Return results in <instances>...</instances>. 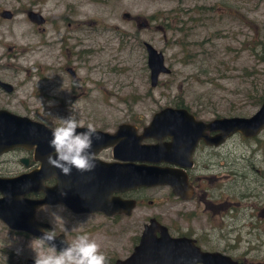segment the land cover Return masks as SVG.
Listing matches in <instances>:
<instances>
[{"label": "rangeland", "instance_id": "1", "mask_svg": "<svg viewBox=\"0 0 264 264\" xmlns=\"http://www.w3.org/2000/svg\"><path fill=\"white\" fill-rule=\"evenodd\" d=\"M66 4L75 8V16L61 22L58 17L69 10ZM27 9L38 10L48 20L44 32L26 20ZM4 11L13 18L0 16V79L14 92L0 90V110L51 127L77 114L59 112L64 105L86 106V118L80 120H126L120 108L124 105L136 106L132 113L138 119L176 104L204 119L248 118L258 110L255 101L264 97V0H0V14ZM58 28L70 38L69 49L61 52L52 44ZM145 42L163 54L171 70L159 77L155 88L150 86ZM82 49L90 53L79 61L75 54ZM65 62L75 68L76 79L61 69ZM258 140H264V133L256 142L236 135L218 146L225 144L215 151V176L224 158L242 166L245 162L237 156L255 149ZM248 172H240L241 181ZM141 230L139 224L138 234ZM136 233H125V251ZM225 239L215 236V249L222 248ZM251 249V261L264 264L260 245ZM35 252L48 253L0 222V264L35 261Z\"/></svg>", "mask_w": 264, "mask_h": 264}, {"label": "flooded vegetation", "instance_id": "2", "mask_svg": "<svg viewBox=\"0 0 264 264\" xmlns=\"http://www.w3.org/2000/svg\"><path fill=\"white\" fill-rule=\"evenodd\" d=\"M65 6L69 10H64V14L58 17L61 22L75 16V8L69 4ZM25 13L26 20L38 32L45 31L48 20L38 10L27 9ZM29 13L37 14L38 19L43 20V23L38 25L35 21H31ZM69 26L70 24L63 26V30H68ZM60 29L56 30L58 37L53 39L52 44L58 46L61 52L69 49L67 41L70 38L60 34ZM146 44L149 43H143L144 50ZM89 53L90 51L86 49L79 50L75 58L81 61ZM61 69L72 79H76V70L69 62L63 63ZM72 96L73 99H77L76 94ZM85 108L86 106L64 105L58 107V111L77 113L78 115L74 114L73 117L85 127L91 123L97 131L111 136L115 135L119 127L124 124L133 127L140 136L151 122L153 115L164 109H185L196 121L205 124L215 120V118L204 119L187 107L177 105L160 106L153 111L154 114L138 116V119L132 113L136 106L124 105L120 107L122 110H119L123 112L126 120L107 121L100 116H90V120H80L79 117L86 118L84 113L88 111ZM46 126L54 129L60 125ZM130 131L127 139L130 138L133 130ZM262 133L264 130L260 134ZM215 134L205 131L209 139H215ZM112 140L114 139L109 141ZM246 140L256 142L257 137ZM258 141V144L255 143V149L249 148V153L237 156V160L245 162L242 166L238 162H230L224 158L223 164L218 165L220 172L217 176H215V151L224 148L225 144L217 148L201 139L190 155L188 150H185L188 157L184 154V158H177L178 165L164 162L155 164L154 167L186 179L187 184L183 186L180 196L175 195L168 185L149 188L136 186L125 189L121 183L126 173L124 171L138 170L139 162H124L118 155L115 156V146L102 148L95 142L91 149L96 155V168L93 172L80 173L73 168L70 176L63 175L59 169L48 164L47 157L54 152L48 145L46 155L38 153L37 160L34 159L35 148L31 150L17 148L0 156V178L12 179L35 171L39 176L43 174L47 176L46 179L40 180L37 192L26 197L39 202L50 198L53 202L36 209L35 221L39 224L40 235H43L45 229H54L57 236L55 241L57 252L66 247V243H72L77 236L87 234L100 244V250L106 256L107 264H118L131 256L140 242L145 226L153 220L165 227L172 239L184 238L192 241L202 252L220 254L228 257L235 264H256L251 261L253 257V255L250 257L251 246L258 244L261 247L260 252H264V140ZM158 143L167 146L171 140L165 137L158 142L151 138L141 141L140 145L152 146ZM131 149L134 148L132 146L126 148V150ZM116 150L123 151L124 148L118 147ZM222 155L226 156L225 153ZM241 156L243 157L240 159ZM248 170L247 178L241 181L240 172ZM88 177H93L94 181L89 182ZM48 192H51L50 197ZM156 196L157 201L151 200V197ZM147 208L156 209L159 213L152 215ZM141 209L147 214L140 213ZM161 217L166 221L164 222ZM1 223L10 233L34 240L42 251L53 254V250L47 244H42L39 239L41 236L36 238L23 231L11 230L3 222ZM126 224L131 225V228L125 230ZM139 224H142L140 234H138ZM207 226L210 230H206ZM135 231L137 233L129 239V248L125 251L122 243L124 235ZM154 234L156 238L159 237L158 232ZM215 236L222 238L226 236L225 243L220 249H215ZM204 240L208 241V244H205ZM29 260L31 259H27L25 264Z\"/></svg>", "mask_w": 264, "mask_h": 264}, {"label": "water", "instance_id": "3", "mask_svg": "<svg viewBox=\"0 0 264 264\" xmlns=\"http://www.w3.org/2000/svg\"><path fill=\"white\" fill-rule=\"evenodd\" d=\"M29 15L31 21H35L38 25L43 23V20L38 19L37 14L29 13ZM2 17L6 20L13 18L8 11H4ZM123 18H129V15L123 14ZM145 51L150 72V86L155 88L159 77L170 75L171 70L166 66L163 54L153 46L146 44ZM0 89L6 94H12L14 91L12 85L1 80ZM130 129L133 130V135L130 133V138L127 139ZM52 130L41 122L15 115L7 110H0V156L17 148L27 150L35 148L34 159L37 160L38 153L46 155V147L52 139ZM86 130V128H78L77 132ZM263 130L264 100L251 117L217 118L207 124L196 121L185 109H164L153 115L151 122L140 136L136 134L133 127L124 124L113 136L97 131L101 138L99 140L93 138V142L98 143L102 148L115 146V156L118 155L124 162H139L138 170L124 171L126 173L121 183L125 189L136 186L149 188L168 185L171 186L175 195L180 196L183 186L187 184L186 179L154 167L155 164L164 162L178 165L177 158H184V154L188 157L185 150H188L190 155L200 139L208 145L218 147L237 134L245 139H251L257 137ZM205 131L215 132V139L206 137ZM165 137L171 140L167 146L160 143L152 146L140 145V142L145 139L152 138L160 142ZM110 139L114 140L109 141ZM116 145L124 150L117 151ZM131 146L133 150H126ZM46 178L45 174L39 176L36 171L12 179L0 178V221L9 229L23 231L36 238L42 237L39 234V224L35 221V211L41 205L53 202L50 198L39 202L26 196L37 192L40 180ZM87 179L91 183L94 181L93 177ZM47 194L51 196V192ZM155 232L159 233V237H155ZM55 246L57 248L56 243ZM27 264H35V261L29 260ZM118 264L235 263L220 254L202 252L187 239H172L165 227L152 220L145 226L140 242L131 256Z\"/></svg>", "mask_w": 264, "mask_h": 264}, {"label": "clouds", "instance_id": "4", "mask_svg": "<svg viewBox=\"0 0 264 264\" xmlns=\"http://www.w3.org/2000/svg\"><path fill=\"white\" fill-rule=\"evenodd\" d=\"M78 128H86L84 132H77ZM93 138L99 140L96 127L89 123L86 127L73 116L61 119V124L52 130V139L49 146L54 150L47 157L50 166L57 168L65 176H70L72 169L80 173H90L96 168V155L91 150ZM42 244H47L53 254L35 256V264H107L106 256L100 250V244L87 234H81L70 243H66L57 252L55 241L56 233L53 230H43L39 238Z\"/></svg>", "mask_w": 264, "mask_h": 264}, {"label": "trees", "instance_id": "5", "mask_svg": "<svg viewBox=\"0 0 264 264\" xmlns=\"http://www.w3.org/2000/svg\"><path fill=\"white\" fill-rule=\"evenodd\" d=\"M167 20V19H166ZM165 20V21H166ZM164 21H163V24H162V26L164 27V30H166V31H169L170 30V26H169V24H166V25H164ZM179 24H180V28H178V31L179 32H182V30H183V27H184V22H182V21H180L179 22ZM264 100V97H260L259 99H258V101H255V102H257V106L259 107L260 105H261V103H262V101ZM177 106H183V104H176Z\"/></svg>", "mask_w": 264, "mask_h": 264}]
</instances>
